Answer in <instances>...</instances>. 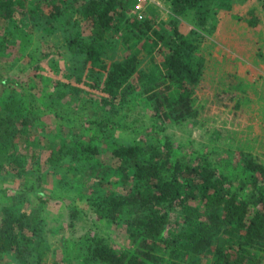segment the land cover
I'll return each instance as SVG.
<instances>
[{"label": "trees", "instance_id": "1", "mask_svg": "<svg viewBox=\"0 0 264 264\" xmlns=\"http://www.w3.org/2000/svg\"><path fill=\"white\" fill-rule=\"evenodd\" d=\"M39 1L53 5V11L27 10V0H0V20L4 23L0 56L18 39L23 40L20 49L43 29L44 40L61 33L62 44L54 46L58 53L45 52L43 45L47 43L38 42L29 53L28 65L34 69L36 62L38 68L41 59L50 57L47 64L56 70L58 65L60 68L56 56L76 63L69 75L76 77V82L59 79L52 102L61 105L67 97L72 107L81 110L85 106L79 101L89 94L96 112L93 124H81V133L65 136L71 141L62 146L60 156L47 162L63 174L61 181L73 170L68 183L74 179L80 188L85 187L82 180L91 183L92 192L83 193L93 205L89 207L105 222L122 227L135 245L130 250L117 249L110 236L85 232L75 243L76 264H207L213 256L218 257L216 264H261L264 162L251 153L241 154L238 168L249 174L250 180L245 177L244 183L252 187L247 198L232 179L215 168L218 161L212 151L182 156L171 140L149 135L135 137L138 141L133 139L129 144L110 141L114 128H130L121 123V114L141 94L149 95V104L160 119L198 123L194 92L207 59L199 53L196 40L181 31V17L192 12L197 28L193 35L203 38L215 30L216 11L230 8L233 0H170L173 17L169 22L131 13L138 0H37V4ZM54 21L57 24L52 28L43 25ZM248 22L256 27L260 17L251 11ZM120 45L124 55L114 59ZM35 50L43 54L37 56ZM157 54L164 58L160 64L155 59ZM145 59L148 66L142 65ZM40 70L45 69L41 66ZM15 78L0 76V86L4 87L0 93V159L13 176L35 171L38 176L28 188L0 205V257L11 255L17 264H42L44 253L40 249L47 243L42 205L48 199L29 202L23 210L17 204L33 191L43 195L37 187L48 174L42 172L47 165L41 153L44 146L41 137H31L38 129L44 130L43 114L55 109H39L41 100L36 107L16 91L10 93V85L27 88ZM236 90L220 91L218 101L227 106L235 99ZM24 94L33 96L29 90ZM129 95L133 97L128 99ZM234 106L238 110L239 100ZM111 109L117 117L108 113ZM133 130V135H140V129ZM109 150L112 161H118L116 166L105 162L104 152ZM78 209H72L70 217L77 219ZM223 235L229 244L221 249L216 241ZM67 242H63L64 248Z\"/></svg>", "mask_w": 264, "mask_h": 264}, {"label": "rangeland", "instance_id": "2", "mask_svg": "<svg viewBox=\"0 0 264 264\" xmlns=\"http://www.w3.org/2000/svg\"><path fill=\"white\" fill-rule=\"evenodd\" d=\"M36 1L27 0V10L53 11V5L42 1L37 4ZM137 2L131 13L135 15L139 13V17L150 19L155 17L157 22H169L173 17L170 0H138ZM50 3H52L51 0ZM251 11L260 17V22L256 27L249 25L248 22ZM215 15L214 32L205 33L203 38L193 35V31L197 28L193 23L192 12L181 17L184 23L181 31L187 37L190 36L196 40L199 44V53L207 59L206 69L194 92V102L199 108L198 123L193 125L192 122L186 121L178 124L160 119L149 104V95L141 94L136 97L133 106L122 111L121 114V123L130 128H114L110 141L113 144H129L135 137L145 138V135H149L171 140L173 148L180 151L182 156H189L193 151H202L204 154L212 151L215 161H218L215 168L223 171L232 179L243 196L250 198L252 187L244 183L245 177L248 179L249 174L240 172L238 163L242 153H251L264 162V0H233L230 8L218 9ZM55 22H46L43 25L52 28L56 26ZM3 27L4 23L0 20L1 33H3ZM45 30L37 32L32 37L33 39L20 49L19 43L23 40L18 39V43L7 46L0 56V76L4 78L14 76L18 81L24 82L27 87L23 89L10 85L12 86L10 89H13L10 93L16 91L23 95L26 101L37 104L36 107L39 106L38 100H41L45 104L41 105V103L39 109H42V106H45V110L55 109L53 113H49L48 110L47 114H43L44 130L40 132L41 130L38 129L36 135L33 132L31 137L32 140L41 137V145L44 146V149L40 151L47 165L44 166L42 172L46 171L48 174L42 176V186L37 187L43 195L33 191L29 193L28 199H25L28 201H20L17 208L23 210L28 208L29 202L39 203L41 199H48L42 205L47 240V243L40 249L44 253L42 264H58L61 261L63 264H76L78 260L75 255L78 250L75 249V243L82 239L85 232H100L110 236L117 249L130 250L135 245L122 227L105 222L95 210L89 207L93 205L85 199L83 193L92 192L91 183L82 180L85 184L83 188L75 185L74 179L68 183L73 177V170L70 172V178L61 181L63 174L52 168V162L51 164L47 162L49 158L54 160L55 156H60L62 146L71 141L66 138L71 132L81 133L82 125L87 126L92 123L93 113L96 111L91 104L89 94L87 97H81L79 104L85 106L81 110L72 107V102L67 101V97L62 99L61 105L52 102L51 97L56 95V85L59 81L76 82V77L73 79L69 76L70 70L75 71L76 63H70L56 56L55 59L60 64V68L58 65L56 70L50 69L47 64L51 61L50 57L41 59L38 68H35L38 64L36 62L33 64L34 69L28 65L29 53L36 48L38 42L48 44L43 45L45 52L58 53L54 46L59 48L62 44L61 33L55 32L44 40L43 31ZM5 41L7 42L8 39L5 38ZM42 52L38 54L42 55ZM34 54L38 56L37 50ZM123 55V47L120 45L114 59H122ZM155 59L158 64L164 60L161 54H157ZM142 65L148 66V60L145 59ZM41 66L45 70H40ZM3 88L0 86V93ZM230 88L237 89L236 96L227 106H224L218 101L217 94ZM28 90L33 95L31 98L24 94ZM132 97L129 95L128 99ZM238 100L240 107L235 110L234 105ZM56 111L59 112L57 117ZM97 113L99 115L101 112ZM108 113L117 117V113L112 109ZM133 128L140 129V135H133ZM136 140L138 141L135 139L134 142ZM36 150L39 151V148ZM110 150L104 152L105 162L116 166L118 161H112ZM2 163L0 159V205L2 201L6 203V199L17 194L18 191L28 188L38 176L37 171L35 173L26 172L22 176H13ZM79 191L82 192L79 193ZM78 207L79 216L73 219L69 212ZM71 223H74V227ZM64 241H68L67 248L63 246ZM216 244L223 249V247H228L229 241L223 235L219 237ZM259 253L262 259L261 264H264V252ZM216 259H218L217 256L209 258L207 264H216ZM0 264H17V262L11 255L5 254L0 257Z\"/></svg>", "mask_w": 264, "mask_h": 264}, {"label": "built area", "instance_id": "3", "mask_svg": "<svg viewBox=\"0 0 264 264\" xmlns=\"http://www.w3.org/2000/svg\"><path fill=\"white\" fill-rule=\"evenodd\" d=\"M138 7H139V8L141 7L140 3L138 4Z\"/></svg>", "mask_w": 264, "mask_h": 264}]
</instances>
